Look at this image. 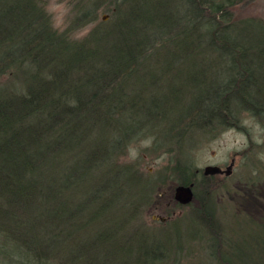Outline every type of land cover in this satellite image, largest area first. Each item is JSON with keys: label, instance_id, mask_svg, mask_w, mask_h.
Returning a JSON list of instances; mask_svg holds the SVG:
<instances>
[{"label": "trees", "instance_id": "1", "mask_svg": "<svg viewBox=\"0 0 264 264\" xmlns=\"http://www.w3.org/2000/svg\"><path fill=\"white\" fill-rule=\"evenodd\" d=\"M104 1L59 32L45 0H0V264H181L198 234L237 251L210 202L214 175L176 163L200 207L154 232L138 221L155 183L121 158L139 138L178 150L240 126L242 111L264 116V23L234 19L239 0H173L170 13L171 0H115L110 26L73 38ZM262 216L249 220L264 232ZM236 254L218 260L250 264Z\"/></svg>", "mask_w": 264, "mask_h": 264}, {"label": "rangeland", "instance_id": "2", "mask_svg": "<svg viewBox=\"0 0 264 264\" xmlns=\"http://www.w3.org/2000/svg\"><path fill=\"white\" fill-rule=\"evenodd\" d=\"M85 1L45 0L54 28L59 32L67 30ZM104 3L95 21L71 32L73 38H87L96 27L112 24L115 0ZM174 7L176 9V2L163 12H173ZM232 10L234 19L239 22L255 20L264 23V0H239ZM240 115V126L192 133L191 140L186 141L183 149L176 150L175 144L164 145L159 137L139 138L128 144L121 161L137 162L142 176L155 183V190L151 192L153 199L148 200L147 210L138 221L148 224L154 232L174 230L175 217L185 215L186 218L200 207L196 199L185 206H179L175 200L178 186L174 170L176 163L186 162L191 165L192 172L201 171L198 180L202 181L206 166L216 165L226 170L234 161L229 175L218 173L214 179H207V187L211 191L210 202L217 221L225 228L227 241L236 245L241 254L247 253L250 264H264V252L252 250V237L263 236L264 232L249 220L256 221L262 215L264 217V116L257 118L244 111ZM169 233L175 238L172 231ZM199 236L196 235V239L187 245L189 250H185L182 256L177 254L181 264H223L218 260L219 256H231L235 261L239 260L233 245L224 242L218 251H214L209 246L212 241Z\"/></svg>", "mask_w": 264, "mask_h": 264}, {"label": "water", "instance_id": "3", "mask_svg": "<svg viewBox=\"0 0 264 264\" xmlns=\"http://www.w3.org/2000/svg\"><path fill=\"white\" fill-rule=\"evenodd\" d=\"M234 166V161L227 167L226 170H223L221 167L216 165H208L204 168L205 175H215L218 173H225L229 175L232 171ZM194 184L191 183L190 185H178L175 189V200L182 205H187L191 203L194 199Z\"/></svg>", "mask_w": 264, "mask_h": 264}, {"label": "flooded vegetation", "instance_id": "4", "mask_svg": "<svg viewBox=\"0 0 264 264\" xmlns=\"http://www.w3.org/2000/svg\"><path fill=\"white\" fill-rule=\"evenodd\" d=\"M199 174H201V171H199V170H197V178L199 177ZM220 174V173H219ZM221 174H223V173H221ZM204 176H206V175H204ZM193 190H194V187H193ZM194 199H196L195 198V190H194ZM193 199V200H194Z\"/></svg>", "mask_w": 264, "mask_h": 264}]
</instances>
